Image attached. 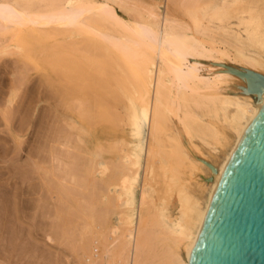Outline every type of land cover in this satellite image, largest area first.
Masks as SVG:
<instances>
[{
	"label": "bare ground",
	"instance_id": "1",
	"mask_svg": "<svg viewBox=\"0 0 264 264\" xmlns=\"http://www.w3.org/2000/svg\"><path fill=\"white\" fill-rule=\"evenodd\" d=\"M117 1L122 2L0 0V34L10 35L0 51L11 49L34 61V50H42L43 65L59 73L65 84V98L73 95L80 102L77 113L83 123L122 127L118 139L124 169L118 171L119 184L111 186L113 195L124 203L74 233L71 256L84 264L99 250L100 264H146L155 257V252L150 257V242L164 236L177 248L178 264H190L221 177L264 107V93L256 99L248 93L247 81L232 72L248 70L264 76V0H192L197 6L186 5V24L172 11L161 18L153 10L144 14L136 5L124 8ZM59 37L69 43L57 46L59 53L44 48L49 39ZM83 40L86 52L95 57L81 51ZM215 55L220 57L221 70L212 78L199 75L196 64L189 65L190 58ZM233 56L249 67L223 64L224 58ZM227 82L230 86L222 89ZM88 90L93 93L86 107L81 99L87 101ZM230 92L235 96H228ZM175 119L178 134L170 128ZM197 137L214 153H197L192 147ZM101 167V176L110 172L108 166ZM204 173L211 177L200 184L196 196L191 175ZM151 196L166 216L168 236L155 232L142 217L140 203Z\"/></svg>",
	"mask_w": 264,
	"mask_h": 264
},
{
	"label": "rangeland",
	"instance_id": "2",
	"mask_svg": "<svg viewBox=\"0 0 264 264\" xmlns=\"http://www.w3.org/2000/svg\"><path fill=\"white\" fill-rule=\"evenodd\" d=\"M117 2L124 8H135L136 5L144 14H147L145 13L147 10H153L161 18L172 11L173 17L185 24L189 23L188 17L184 14L186 5L188 4L187 7L190 8L196 5L191 4L192 0ZM131 2L134 3V7ZM116 11L120 12L118 13L120 16L123 15L119 7H116ZM2 37L3 34H0V45L5 46L10 35ZM49 40L44 43V48L55 53L60 52L57 46L69 44L60 37ZM80 45L79 48L81 51L85 50L86 56L89 58L94 56L92 51L86 52L84 40ZM37 50H34V61L23 59L25 57L19 56L18 52L11 49H8V52L0 51V264H81L69 251L72 235L88 226L93 219L106 213L112 214L117 210V206L120 208L124 203L123 200L118 201L112 191V187L119 184L116 178L124 169L121 157L123 146L122 141L118 139L122 137L123 130L120 125L121 128L114 129L107 123L95 124V121L83 123L77 113L80 105L77 97L72 95L68 100L65 98L63 93L65 84H62L59 73H53L45 64L43 65L46 55L43 54L41 57L42 50H38L39 52ZM218 58H220L218 55L210 58H190L189 65L196 64L199 75L212 78L216 71L221 70ZM223 64L249 67L234 56L230 59L224 58ZM227 83L222 85V89L230 86V83ZM87 92L89 96L87 101L81 99L82 105L86 107L88 104L91 105L93 91ZM227 95L235 96L232 92ZM212 121L217 122L215 119ZM174 122H170L171 131L178 134L179 122L176 119ZM106 126L109 129H106ZM111 136L114 137V141ZM202 143L199 137L192 141V147L197 153L204 152L205 155L209 153L207 151L214 153L212 146H204ZM107 147L109 148L106 149ZM231 147H227L226 152H229ZM223 159L222 156L218 163L221 164ZM100 165L108 166L110 172L101 176L99 173L102 172L99 171H103V167ZM119 170L121 171L118 172ZM108 175L110 177H107ZM210 177L208 173H204L202 177L191 175L196 196L200 194V184L208 183L206 181ZM108 184L114 186L110 187ZM109 202L114 205L113 208ZM140 209L142 217L155 232L168 236L166 216L152 196L140 203ZM159 241L150 242L152 244H149L152 246H149L150 257L153 256V252L155 257L149 258L146 264H162V261L166 264H178L177 248L165 240L164 236ZM167 244L174 247L170 248Z\"/></svg>",
	"mask_w": 264,
	"mask_h": 264
},
{
	"label": "water",
	"instance_id": "3",
	"mask_svg": "<svg viewBox=\"0 0 264 264\" xmlns=\"http://www.w3.org/2000/svg\"><path fill=\"white\" fill-rule=\"evenodd\" d=\"M232 72L262 97L264 76ZM190 264H264V107L221 177Z\"/></svg>",
	"mask_w": 264,
	"mask_h": 264
},
{
	"label": "built area",
	"instance_id": "4",
	"mask_svg": "<svg viewBox=\"0 0 264 264\" xmlns=\"http://www.w3.org/2000/svg\"><path fill=\"white\" fill-rule=\"evenodd\" d=\"M99 250H96L95 256L92 257V259L88 260V262L84 264H100V261L98 260Z\"/></svg>",
	"mask_w": 264,
	"mask_h": 264
}]
</instances>
